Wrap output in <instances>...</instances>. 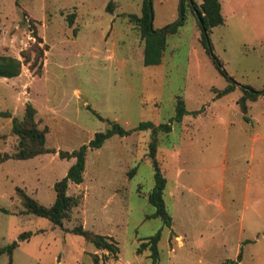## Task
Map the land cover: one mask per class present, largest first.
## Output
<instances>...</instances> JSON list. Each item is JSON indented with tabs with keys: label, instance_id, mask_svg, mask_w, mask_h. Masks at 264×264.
Masks as SVG:
<instances>
[{
	"label": "rangeland",
	"instance_id": "obj_1",
	"mask_svg": "<svg viewBox=\"0 0 264 264\" xmlns=\"http://www.w3.org/2000/svg\"><path fill=\"white\" fill-rule=\"evenodd\" d=\"M143 2L0 0V55H30L18 76L0 77V247L18 243L11 263L3 253L0 264H264V96L247 109V121L230 102L242 95L239 86L209 103L229 83L214 59L238 85L264 90V0H219L224 22L211 28L208 52L190 0L181 12L180 0H150L153 29L183 23L167 35L161 63L149 66L133 18ZM36 44L43 56L31 67ZM178 98L199 113L172 119ZM26 102L52 151L3 160L17 150L12 121ZM109 121L126 129L141 121L170 125L154 137L171 225L150 217L149 129L87 150L83 181L69 182L66 192L80 203L61 225L26 211L17 189L50 206L54 183L75 161L59 152L88 144ZM78 225L110 237L116 255L74 234ZM256 232L238 262L242 239ZM156 233L152 263L150 249L140 248Z\"/></svg>",
	"mask_w": 264,
	"mask_h": 264
},
{
	"label": "trees",
	"instance_id": "obj_2",
	"mask_svg": "<svg viewBox=\"0 0 264 264\" xmlns=\"http://www.w3.org/2000/svg\"><path fill=\"white\" fill-rule=\"evenodd\" d=\"M193 8L201 17L202 26L199 24L203 43L208 52L206 46V41L204 37V32H206L207 37L212 27L222 24L224 17L221 14V5L219 0H202L200 6H197L193 0H190ZM150 0H144L142 15L140 17L133 16L137 21L141 38L143 39V58L142 62L145 66L158 65L161 63L162 54L166 46V37L168 34L174 33L178 25L183 23V19L175 24L167 25L163 29L155 30L152 28L150 23ZM183 4V3H182ZM111 1L108 3V9H111ZM71 23V20H70ZM35 37V36H34ZM31 49V48H30ZM32 50L35 53L33 63L30 65L35 66L34 63L43 56L44 49L38 44L32 46ZM28 50H22L21 55L23 61L19 60L13 56L0 55V77L12 78L16 77L21 72V66L23 62H28L30 55ZM216 67L228 80L229 83L222 89L216 92L217 97H221L225 94L233 91L236 86H239L242 90V95L237 99L239 104V109L243 113L245 120H248L246 116L247 113V100L255 101L259 96H264V91H258L248 85H238L232 77H229L220 67L219 63L213 60ZM40 65V64H38ZM39 67V66H38ZM197 114L199 110L188 111L185 108L184 102L178 98L175 107V114L172 119L180 121L182 117L186 114ZM36 108L30 103L26 102L24 110L20 118H14L12 121V132L18 137V146L16 152L13 154H5L3 160L6 159H28L35 157L37 155L51 152L52 150L47 148L45 145V129H40L38 127L37 121L35 119ZM1 115V112H0ZM109 127L104 131L96 132L94 137L88 142V144L81 145L78 149H74L71 152L60 151L59 156L61 158H75L72 165L69 166L64 177L56 181L53 185L56 197L54 202L50 206H45L38 202L36 199L32 198L28 194L24 193L21 189H17L22 197V204L26 208V211L35 214L36 216L46 218L50 220L55 225H61L62 219L67 217L69 211L76 207L80 203V197L68 195L67 187L69 182L79 184L83 181V171L85 168L86 152L90 149H96L102 146V144L111 136L119 135L126 136L131 134L133 131H144L150 130L152 133V140L149 143L148 155L151 160V165L153 167V179L154 185L148 194V202L154 207V212L150 215L152 218H160L161 221L166 225H171V216L168 213L164 200V188L166 185V178L162 175L158 161L155 157L156 143L154 135L158 130L165 132L170 131V125L168 123L155 125L151 121H141L133 128H124L118 122L109 121ZM2 211L3 208H0ZM74 234L82 236L86 241L91 243L96 249L106 250L113 256L118 252V247L116 243L108 236L94 233L83 228L82 225H78L72 229ZM27 236V234H24ZM20 235V239L26 237ZM159 240V233L149 237L147 242L141 243V248L144 249L148 247L151 251L152 263H154L158 258V248L157 243ZM18 245L17 241L12 242L6 246L0 247V255L6 253L11 263V255L14 248ZM95 263H97V257H94ZM241 258V251L237 255V260Z\"/></svg>",
	"mask_w": 264,
	"mask_h": 264
},
{
	"label": "crops",
	"instance_id": "obj_3",
	"mask_svg": "<svg viewBox=\"0 0 264 264\" xmlns=\"http://www.w3.org/2000/svg\"><path fill=\"white\" fill-rule=\"evenodd\" d=\"M221 5V4H220ZM221 9H222V5H221ZM222 14V13H221ZM224 22V21H223ZM222 89V88H221ZM235 90L236 89H234L233 91H231L230 93H228V94H225V95H223V96H221V97H217V96H215V94H214V96L211 98V100H210V102L209 103H211L212 102V104L214 103V102H217V101H219L220 99H222V98H224L225 96H227V95H231V94H233L234 92H235ZM238 95V96H237ZM235 97H233V98H238L239 97V94H237ZM233 98L230 100V102L233 104H236L237 105V100L235 101V100H233ZM262 97H258L255 101H251V100H248V104H247V107H248V109L250 110L251 109V107H252V105H254V104H256L258 101H260V99H261ZM210 107V105H207V109ZM239 107V106H238ZM246 116L248 117V115L246 114ZM243 119H244V117H243ZM245 120V119H244ZM247 121V120H246ZM258 232H262V234L260 235L261 237H264V230H261V231H258ZM258 232H256V238L254 239V238H245V239H242V241H241V247H242V250H240L241 251V258H240V260L238 261V262H240V263H242L243 262V258H244V256H245V248H246V246L248 245V244H250L251 242H255V240L259 237V236H257V233ZM242 251H243V258H242ZM242 259V260H241Z\"/></svg>",
	"mask_w": 264,
	"mask_h": 264
},
{
	"label": "water",
	"instance_id": "obj_4",
	"mask_svg": "<svg viewBox=\"0 0 264 264\" xmlns=\"http://www.w3.org/2000/svg\"><path fill=\"white\" fill-rule=\"evenodd\" d=\"M182 1H183V0H180V5H179L180 12H181V10H182ZM194 12H195V14H196L197 20L199 21V24L202 26L201 17L199 16V14L196 12L195 9H194ZM150 16H151V18H150V23H151V20H152V12H151V10H150ZM204 37H205L206 44H208L207 47H208V49H210V47H209V39H208V37H207L206 32H204ZM263 91H264V90H263Z\"/></svg>",
	"mask_w": 264,
	"mask_h": 264
}]
</instances>
